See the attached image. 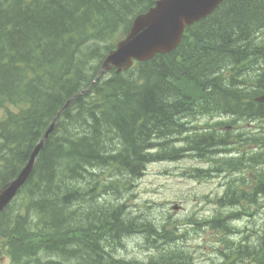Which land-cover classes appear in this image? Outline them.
Instances as JSON below:
<instances>
[{"label": "trees", "instance_id": "16d2710c", "mask_svg": "<svg viewBox=\"0 0 264 264\" xmlns=\"http://www.w3.org/2000/svg\"><path fill=\"white\" fill-rule=\"evenodd\" d=\"M155 1L0 0V109L14 108L0 117V189L20 172L57 112L88 88L56 118L16 201L23 212L9 207L0 213V239L9 246L13 262L129 264L114 260L116 248L110 241L116 245L121 235L141 226L122 220L123 206L108 208L99 200L100 193L116 191L88 166H111L137 177L147 164L170 157L171 151L164 150L167 138L182 135L183 151L201 152L197 156L207 160L224 145L214 135L188 134L183 122L218 114L264 118V105L252 101L264 92V74L256 86L246 79L253 67H264V40H256L264 29V0H225L187 27L171 53L90 86L101 60L126 35L133 17ZM154 149H162L159 156L150 155ZM82 182L91 183L89 193L81 191ZM228 185L219 205L264 197V180L252 191ZM90 200L95 203L90 213L80 212L79 205ZM92 213L98 220L89 222ZM223 220L212 221V228L227 230ZM228 248L225 257L233 263L249 259L264 264V229L255 245L231 243ZM174 252L148 264H183ZM39 253L50 258L41 262Z\"/></svg>", "mask_w": 264, "mask_h": 264}, {"label": "rangeland", "instance_id": "374dc122", "mask_svg": "<svg viewBox=\"0 0 264 264\" xmlns=\"http://www.w3.org/2000/svg\"><path fill=\"white\" fill-rule=\"evenodd\" d=\"M263 40V38H259L260 42ZM102 45L100 44V46ZM259 66L261 67V65ZM259 66L256 68V65L249 72L254 80L257 75L263 73L262 67ZM247 82L252 85L249 79ZM6 110L13 111L14 108L0 109V116H5ZM250 125L254 126L252 129H257L256 136L259 141L264 143V140L260 138H264V135L258 132L259 130L264 131V120H249L240 123L244 134H249ZM169 141L166 139L164 150H175L170 152V157L182 154L184 148L180 147L183 146V143L179 142L178 144L172 142L171 139ZM226 141L230 140L226 138ZM258 145V143L248 141L239 144L236 157L241 161L235 165L233 163L234 167H232L235 173L231 174L215 170V164L209 158L207 160L210 162H207L205 158H196L194 155H200L201 152H189L190 150H186L183 156L177 160L169 159L165 162L148 164L143 173L138 177H132L129 183L127 182L128 174L120 177V172L113 171L108 167L98 168L96 171L90 170L96 175V178H102L100 181L103 185L112 184L111 180L120 178L119 184L113 186L115 194L104 192L100 193L98 198L100 201H106L104 205L108 208L122 205L124 207V211L121 209L122 217L132 221L136 226H141L136 232L120 236L119 249L117 248L118 250L116 249L114 253L117 258L115 257L114 260L130 262L129 264H148L150 261L155 262L157 258L159 261L167 252L176 250L175 253L179 255L183 264H236L232 262L231 258L226 259L225 257L230 251L228 242H233L235 245L252 246L256 244L258 233L264 229V197L255 198L254 201L241 200L232 207L221 206L218 204V200L225 196L224 192L228 190V188L225 189V184L230 178H244L236 182V185L234 184V187L244 189L243 191L245 189L250 191L258 184L259 180H264V163L261 162V160L264 161V154L259 155ZM213 156L214 160H219L222 163L228 159V157L222 158L223 155H219V153ZM248 156L256 157L255 161L250 164L242 163L244 160H248L246 159ZM240 163L242 164L240 165ZM235 167L239 171H236ZM196 170L206 172H200L197 175ZM81 184V191L89 193L91 183L82 182ZM94 195L92 193L91 197ZM92 204L95 203L90 200L79 205V211L90 213V209L94 206ZM17 207L23 212V207L18 203L13 205V209ZM175 207H179V210H176ZM92 215L94 216L93 213ZM222 219H224L223 223L228 226L227 230L212 228L211 221ZM97 220L94 216L93 220L90 219L89 222ZM223 223L221 222L219 225ZM147 228H149V233L145 232ZM160 236L164 239H161ZM152 241H154L153 244ZM112 244L114 242H110V245ZM107 250L110 251V248ZM0 257L3 258H0L2 264H15L10 261L8 252L1 242ZM36 258L42 262L43 258L44 261H47L50 257L47 255L42 257L38 254ZM237 264H251V261L243 260Z\"/></svg>", "mask_w": 264, "mask_h": 264}, {"label": "water", "instance_id": "95a60500", "mask_svg": "<svg viewBox=\"0 0 264 264\" xmlns=\"http://www.w3.org/2000/svg\"><path fill=\"white\" fill-rule=\"evenodd\" d=\"M222 1L158 0L146 13L139 14L134 19L128 35L105 58L95 80L114 67L117 68V72H120L128 69L133 60L146 61L158 53L171 52L179 44L185 27L210 15ZM257 100L264 102V95ZM56 118L46 131L44 138L32 151L19 175L0 190V211L13 199L28 179L35 158L53 129Z\"/></svg>", "mask_w": 264, "mask_h": 264}, {"label": "bare ground", "instance_id": "6f19581e", "mask_svg": "<svg viewBox=\"0 0 264 264\" xmlns=\"http://www.w3.org/2000/svg\"><path fill=\"white\" fill-rule=\"evenodd\" d=\"M259 33H260V32H259ZM255 35H256V34H255ZM257 35H258V34H257ZM261 35H262V33H261ZM257 37H258V36H257ZM257 37H256V38H257ZM260 38H261V37H260ZM256 40H257V39H256ZM256 40H255V41H256ZM260 40H261V39H260ZM247 41H248V40H246V43H247ZM252 41H253V40H252ZM261 42H262V41H261ZM244 43H245V42H244ZM250 43H251V42H250ZM259 43H260V42H259ZM238 44L241 45L240 43H238ZM242 44H243V43H242ZM252 44H254V43H252ZM256 45H257V44H256ZM260 45H261V44H260ZM236 46H237V45H236ZM257 46H258V45H257ZM242 47H243V46H242ZM251 47H255V46H251ZM240 48H241V47H240ZM243 48H244V47H243ZM258 49H259V48H258ZM251 50H252V49H251ZM254 50H255V49H254ZM244 52H245V51H244ZM249 52H251V51H249ZM263 52H264V51H263ZM247 53H248V51H247ZM248 56H249V55H248ZM252 56H253V55H252ZM250 57H251V56H250ZM248 58H249V57H248ZM249 59H250V58H249ZM251 59H252V58H251ZM223 60H224V58H223ZM245 60H247V59H245ZM258 60H259V59H258ZM258 60H257V61H258ZM225 61H226V60H225ZM227 61H228V59H227ZM259 61H260V60H259ZM259 61H258V62H259ZM224 63H225V62H224ZM239 63H240V61H239ZM254 63H255V62H254ZM258 64H259V63H258ZM219 65H220V64H219ZM258 66H259V65H257V67L255 66V67L258 68ZM251 67H252V66H251ZM251 67H250V68H251ZM259 67H260V66H259ZM253 68H254V67H253ZM260 68H261V67H260ZM225 69H226V68H225ZM219 70H221V69H219ZM222 70H223V69H222ZM246 71H247V69L245 70V72H246ZM250 71H251V70H250ZM242 72H243V71H242ZM218 74H219V73H218ZM254 74H255V73H254ZM256 74H257V73H256ZM246 75H248V73H247ZM251 75H252V74H251ZM238 76H239V75H238ZM243 77H244V76H243ZM214 78H215V77H214ZM217 78H218V76H217ZM239 79H240V78H239ZM239 79H238V80H239ZM242 79H243V78H242ZM215 82H216V81H215ZM212 83H213V80H212ZM221 84H222V83H221ZM218 85H219V83H218ZM263 85H264V84H263ZM198 87H199V85H198ZM209 87H210V86H209ZM209 87H208V88H209ZM213 87H214V86H213ZM221 87H222V86H221ZM221 87H220V88H221ZM227 87H229V86H226L225 88H227ZM231 87H232V86H231ZM223 88H224V86H223ZM223 88H222V89H223ZM227 89H228V88H227ZM227 89H226V90H227ZM234 89H235V88H234ZM204 90H205V89H204ZM224 90H225V89H224ZM226 90H225V92H226ZM235 90H236V89H235ZM212 92H214V90H212ZM215 92H216V90H215ZM228 92L230 93L231 90H228ZM238 93H239V92H238ZM217 94H218V93H217ZM231 94H232V93H231ZM203 95H204V94H203ZM205 95H206V94H205ZM213 95H214V94H213ZM232 96H235V94L232 95ZM236 96H237V95H236ZM170 97H171V96H170ZM204 97H205V96H204ZM209 97L211 98V96H209ZM237 97H238V96H237ZM179 98H180V97H179ZM217 100H218V99H217ZM215 101H216V99H215ZM215 101H214V102H215ZM252 101H253V100H252ZM207 102H208V101H207ZM218 102H219V101H218ZM247 102H248V101H247ZM232 103H233V102H232ZM194 104H195V103H194ZM200 104H201V103H200ZM208 104H209V103H208ZM211 104H212V103H211ZM214 104H215V103H214ZM218 104L220 105V103H218ZM230 104H231V103H230ZM230 104H229V105H230ZM233 104H234V103H233ZM233 104H232V106H233ZM247 104H248V103H247ZM249 104H250V103H249ZM252 104H253V103H252ZM232 106H231V107H232ZM258 106H259V105H258ZM197 107H198V106H197ZM216 107H217V106H216ZM225 107H226V106H225ZM225 107H224V108H225ZM228 107H229V106H228ZM228 107H227V108H228ZM251 107H252V106H251ZM229 108H230V107H229ZM194 109H195V108H194ZM222 109H223V108H222ZM213 110H214V109H213ZM230 110H231V109H230ZM254 111H255V110H254ZM200 112H201V111H200ZM214 112H215V111H214ZM217 112H218V111H217ZM227 112H228V111H227ZM218 113H219V112H218ZM191 114H192V113H191ZM214 114H215V113H214ZM193 115H194V114H193ZM201 115H202V114H201ZM212 115H213V114H212ZM218 115H219V114H218ZM194 116H195V115H194ZM260 116H261V115H260ZM177 121H178V120H177ZM179 123H181V122H179ZM181 124H182V123H181ZM181 124H179V125H181ZM183 124H186L185 127L190 128V126L188 125V123L183 122ZM174 126H175V125H174ZM170 127H171V126H170ZM178 127H179V126H178ZM168 128H169V127H168ZM81 129H82V128H81ZM170 129H171V128H170ZM172 129H175V128H172ZM82 131H83V130H82ZM167 131H168V130H167ZM169 131H170V130H169ZM172 131H173V130H172ZM174 131H175V130H174ZM181 131H182V130H181ZM172 136H173V135H172ZM168 137H169V136H168ZM160 138H161V137H160ZM166 138H167V137H166ZM171 138H172V137H171ZM171 138H170V139H171ZM170 139L167 138L168 142H170V141H169ZM209 139H211V137H209ZM173 140H174V139H173ZM116 141H117V140H116ZM153 141L156 142L157 140H153ZM160 141H161V139H160ZM213 141H214V139H213ZM158 142H159V141H158ZM172 142H173V141H172ZM216 142H217V141H216ZM116 143H117V142H116ZM159 143H160V142H159ZM161 143H162V142H161ZM207 143H209V142H207ZM212 143H213V142H212ZM171 144H172V143H171ZM178 144H179V143H178ZM139 145H140V144H139ZM145 145H146V144H145ZM167 145H168V143H167ZM169 145H170V144H169ZM172 145H173V144H172ZM201 145H202V143H201ZM153 146H154V145H153ZM203 146H205V144H204ZM205 147H206V146H205ZM161 150H162V149H161ZM161 150H160V149H158V150H155V149H154L153 151L151 150L150 155H153V154H155V153H157V155H158V152H160ZM176 150H179V149H176ZM171 151L174 152L175 150H174V149H171ZM145 152H146V151H145ZM147 152H148V151H147ZM147 152H146V153H147ZM161 152H162V151H161ZM161 152H160V153H161ZM185 152H186V150L182 151V154H179V155H176V156H173V157H169V158H165V159H162V160H169V159H170V160H177V159L181 158V157L183 156V153H185ZM189 152H192V151L190 150ZM140 154H141V153H140ZM148 154H149V153H148ZM168 154H170V152H169ZM157 155H155V158H156ZM256 155H257V154H256ZM158 156H159V155H158ZM257 156H258V155H257ZM263 156H264V155H263ZM153 157H154V155H153ZM194 157L199 158L197 155H194ZM259 157H261V156H259ZM149 158H150V157H149ZM213 158H214V157H210L209 160H211L212 162L215 161ZM261 158H262V157H261ZM259 159H260V158H259ZM263 159H264V158H263ZM151 160H152V159H151ZM151 160H149V161H151ZM154 160H155V159H154ZM154 160H153V161H154ZM159 160H160V159H159ZM209 160H207V162H210ZM261 161H262V160H261ZM223 162H224V163L226 164V166L229 167V168H231V167L233 166V162H232L230 159H226V160L223 161ZM111 165H112V164H111ZM133 166H134V165H133ZM147 166H148V165H147ZM147 166H145V168H146ZM88 167H89V170H92V171H93V170L96 171V169H98V167H94V165H93V166L91 165V166H88ZM112 167H113V166H112ZM110 168H111V166H110ZM145 168H144V169H145ZM99 169H100V168H99ZM116 169H117V168H116ZM107 170H108V169H107ZM101 171H103V170H101ZM108 171H109V170H108ZM113 171H114V170H113ZM111 173H112V172H111ZM111 173H110V174H111ZM95 174H96V173H95ZM108 174H109V173H108ZM112 174H113V173H112ZM125 174H127V173H126V172H125V173H124V172L121 173V176H120V177H122V176L125 175ZM119 175H120V174H119ZM197 175H198V174H197ZM216 175H217V174H216ZM94 176H95V175H94ZM116 176H117V175H116ZM213 177H214V176H213ZM233 178H234V177H233ZM119 179H120V178H116V180H114V179L111 180V183H112L111 186H115V185L119 184V183H118ZM130 179H131V178L128 176V180H127L128 183H129ZM230 179H231V178H230ZM222 180H223V178H222ZM227 180H228V179H227ZM95 183H96V181H95ZM92 184H93V182H92ZM240 184H241V183H240ZM240 184H239V185H240ZM246 184H247V183H246ZM229 185H230V184H229ZM229 185H228V186H229ZM235 185H236V184H235ZM231 186H232V185H231ZM242 186H243V185H242ZM246 186H247V185H246ZM238 187H239V186H238ZM73 188H74V187H73ZM231 188L233 189V187H231ZM244 188H245V187H244ZM228 189H229V188H228ZM215 190H216V189H215ZM234 190H235V189H234ZM236 190H237V189H236ZM243 190H244V189H243ZM73 191H75V189H74ZM232 192H233V191H232ZM232 192H229V193L232 194ZM236 192H237V191H236ZM224 193H227V192H224ZM215 194H216V192H215ZM210 195H211V194H210ZM213 195H214V194H213ZM230 196H232V195H230ZM203 197H204V196H203ZM212 197H214V196H212ZM210 198H211V197H210ZM226 198H228V196H227ZM202 199H203V198H202ZM205 199H206V198H205ZM232 200H233V199H232ZM205 201H206V200H205ZM209 201H210V199H209ZM212 202H214V201H212ZM92 205H93V204H92ZM204 205H205V204H204ZM94 206H95V205H94ZM121 206H122V205H121ZM207 206H208V205H207ZM92 207H93V206H92ZM204 207H205V206H204ZM120 208H121V207H120ZM123 208H124V207H123ZM123 208H122V210H123ZM209 208H210V207H209ZM92 209H93V208H92ZM123 211H124V210H123ZM124 215H127V214L124 213ZM121 217H122V216H121ZM100 218H101V217H100ZM122 218H123L122 220H127V218H125V217H122ZM116 219H118V216L116 217ZM128 221H129V220H128ZM119 222H120V221H119ZM122 222H123V221H122ZM125 222H126V221H125ZM129 222H130V221H129ZM127 223H128V222H127ZM127 223H125V224H127ZM118 224H119V223H118ZM132 225H133V223H132ZM126 226H127V225H126ZM117 227H120V226H117ZM122 227H123V225H122ZM124 227H125V225H124ZM129 227H130V226H129ZM127 228H128V227H127ZM132 228H133V227H132ZM134 228H135V227H134ZM124 229H125V228H124ZM161 233H162V232H161ZM122 234H123V233H122ZM119 235H121V234H119ZM59 236H60V235H59ZM134 236H135V235H134ZM105 239H106V238H105ZM144 239H145V238H144ZM167 239H168V238H167ZM107 240H108V239H107ZM154 240H155V239H154ZM114 241H115V240H114ZM160 241H161V239H160ZM110 242H112V241H110ZM149 242H150V241H149ZM157 243L160 244L159 242H157ZM147 244H148V243H147ZM147 244H146V245H147ZM149 244H150V243H149ZM158 244H156V245H158ZM101 245H102V244H101ZM118 245H119V243H117V245H115V243H114V244L110 245V247H111V248H116V249H117V248H118ZM146 245H145V246H146ZM169 245H170V244H169ZM259 245H260V244H259ZM97 246H98V245H97ZM103 246H104V245H103ZM151 246H152V245H151ZM158 246H159V245H158ZM166 246H167V245H166ZM119 247H120V246H119ZM173 247H174V246H173ZM106 248H107V247H106ZM145 248H146V247H145ZM155 248H156V247H155ZM160 248H161V247H160ZM118 249H119V248H118ZM118 249H117V250H118ZM146 249H147V248H146ZM158 249H159V248H158ZM176 249H177V248H176ZM163 250H164V249H163ZM107 251H108V250H107ZM137 251H138V250H137ZM150 251H151V250H150ZM175 251H176V250H175ZM152 252H153V251H152ZM114 253H115V251H114ZM155 253H156V252H155ZM157 253H158V251H157ZM174 253H175V252H174ZM109 254H110V253H109ZM115 257H116V255H115ZM127 257H128V256H127ZM113 258H114V257H113ZM116 258H117V257H116Z\"/></svg>", "mask_w": 264, "mask_h": 264}, {"label": "flooded vegetation", "instance_id": "af4514ba", "mask_svg": "<svg viewBox=\"0 0 264 264\" xmlns=\"http://www.w3.org/2000/svg\"><path fill=\"white\" fill-rule=\"evenodd\" d=\"M251 128H252V126H251ZM251 133H252V131H251ZM1 260V259H0ZM0 264H1V262H0Z\"/></svg>", "mask_w": 264, "mask_h": 264}]
</instances>
